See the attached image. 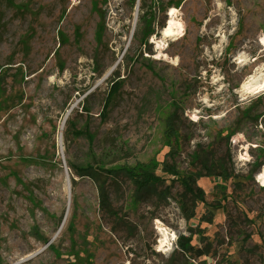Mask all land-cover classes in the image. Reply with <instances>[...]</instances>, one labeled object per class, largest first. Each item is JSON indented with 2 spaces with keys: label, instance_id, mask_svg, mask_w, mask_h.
I'll return each mask as SVG.
<instances>
[{
  "label": "rangeland",
  "instance_id": "obj_1",
  "mask_svg": "<svg viewBox=\"0 0 264 264\" xmlns=\"http://www.w3.org/2000/svg\"><path fill=\"white\" fill-rule=\"evenodd\" d=\"M263 38L264 0H0V264H264ZM150 162V192L103 172Z\"/></svg>",
  "mask_w": 264,
  "mask_h": 264
},
{
  "label": "trees",
  "instance_id": "obj_2",
  "mask_svg": "<svg viewBox=\"0 0 264 264\" xmlns=\"http://www.w3.org/2000/svg\"><path fill=\"white\" fill-rule=\"evenodd\" d=\"M143 10V9H142ZM145 13L141 16V20L144 19ZM156 34L155 30L152 28L149 32L145 34L144 41L142 44H146L148 38L152 35ZM118 84H114L113 88L117 87ZM84 111L85 107H83ZM67 124H69V120L67 121ZM70 127H72V124H69ZM173 131V130H172ZM171 131V132H172ZM78 136L82 135V132H76ZM174 133V131H173ZM172 138L175 137V134L171 135ZM170 137V138H171ZM69 164V163H68ZM69 167L79 176H92L95 172L98 171L96 167H93L92 165H87L85 167H81L74 164H69ZM203 170L207 172L209 175H215L217 177L221 178H229V174L227 172V169L222 165H209L207 162L203 164ZM156 164L153 162L147 163V164H140L136 166L135 168H126V167H117L112 169H103L107 175H111L113 177L123 175L127 177L129 180L133 182V184L136 186V189L138 193L142 192H150L154 190L158 185H163L165 183V179L161 176L157 175L156 170ZM102 169V168H99ZM164 172L168 173L173 177L174 180L178 181L185 189L187 193H190L193 195V197L198 198L199 200H203V191L201 188H199L196 185L197 182V176L195 175H188V174H180L175 166L173 165H164ZM100 194L102 196V200H105V193L103 190H100ZM185 209V207H183ZM184 216L187 219H190L194 216V212L192 210H187L184 212ZM43 243L47 244L49 242V239L43 238ZM193 237H186L184 235H180L178 238V248L183 252L190 256H193V254L197 256H205L207 255L205 252H202V250L195 248L192 244Z\"/></svg>",
  "mask_w": 264,
  "mask_h": 264
},
{
  "label": "bare ground",
  "instance_id": "obj_3",
  "mask_svg": "<svg viewBox=\"0 0 264 264\" xmlns=\"http://www.w3.org/2000/svg\"><path fill=\"white\" fill-rule=\"evenodd\" d=\"M173 11L171 12V15H173ZM184 28L180 21H170L168 28L164 31V37H169L171 35H179L182 34ZM259 43L264 44V38L259 41ZM244 89L246 93H259L264 91V78L261 79H251L249 82H247L244 85ZM238 142V137L235 136L232 139V144L235 145ZM246 155L242 154L241 159H245ZM260 183L264 185V169L261 170L257 176ZM159 229V245L162 249L168 251L171 249V242L176 240V235L171 234V232L167 229H164L162 227H158Z\"/></svg>",
  "mask_w": 264,
  "mask_h": 264
},
{
  "label": "water",
  "instance_id": "obj_4",
  "mask_svg": "<svg viewBox=\"0 0 264 264\" xmlns=\"http://www.w3.org/2000/svg\"><path fill=\"white\" fill-rule=\"evenodd\" d=\"M70 112H71V111L68 112V115L70 114ZM68 115H67V118H68ZM67 118H66V119H67ZM65 121H66V120H65Z\"/></svg>",
  "mask_w": 264,
  "mask_h": 264
}]
</instances>
